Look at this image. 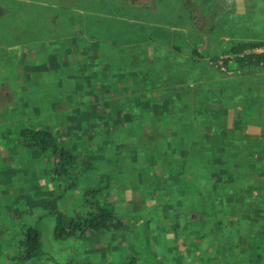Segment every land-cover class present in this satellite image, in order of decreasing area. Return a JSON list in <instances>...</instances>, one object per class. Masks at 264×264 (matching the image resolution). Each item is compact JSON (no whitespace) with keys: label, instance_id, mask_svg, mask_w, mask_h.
Listing matches in <instances>:
<instances>
[{"label":"rangeland","instance_id":"obj_1","mask_svg":"<svg viewBox=\"0 0 264 264\" xmlns=\"http://www.w3.org/2000/svg\"><path fill=\"white\" fill-rule=\"evenodd\" d=\"M48 1L54 3L55 8L47 9L46 12L36 9L31 4H21L18 7L7 6L10 12L1 23L5 25H0V96L2 98L0 123H3L0 126V136L3 129L8 134L4 138L0 137V149L6 154L4 157L0 153V264H85L86 258L93 264H114L118 261L116 255L123 254L120 246L125 245L126 240H115V238L113 240V233H111L112 236L103 237L96 242L94 239L87 240L93 237L91 234L80 240H55L52 234L55 220L45 208L47 200L41 203L42 199L39 195L35 205L26 199L30 196L34 201V195L40 190L39 188L48 190L53 187L48 185L47 177L42 174L44 166L30 158L29 149L24 147L20 133L23 128L51 127L67 145L75 143V136L82 133L86 122L91 124L89 122L91 118L89 115L82 116L75 113L71 115L75 118H68L66 113L77 109L87 112L86 109L91 108L94 102L87 99L83 106L78 94L92 98L95 90L94 88L92 91L85 82L77 92L74 82L79 76L83 81L92 82L99 76L101 81L103 78V82L111 93L108 99L113 97L131 99L135 108H126L124 117L126 120L132 121V116H128V112L138 116L147 114L148 111L151 114L155 113L153 110L138 106V101H143L144 96H149L147 99L157 100L155 104L158 107L157 116L170 115L168 116L170 121L161 119L158 124L153 119L150 124L137 121L130 123L129 127L134 129V134L125 136L124 146L114 145L113 139L109 141L113 136L106 138L102 134L97 140L95 151L92 152L95 155L93 159L98 163L92 169L91 175L89 174L88 180L102 182L97 187L101 189L99 198L103 202L108 204L114 202L116 205L119 202L123 203L124 210H119L118 215L127 225H130L131 219L136 227V232L129 230L133 237L136 235L135 240L140 244L136 257L149 264H238L236 260H241V264H256L254 259L260 255V252L249 254L253 259L251 263L247 259L245 261L240 259L241 255L246 256L247 253L242 249L243 244L240 246L236 244L239 237L235 232L231 233L226 225L229 220L222 214L227 212L231 204L229 199L234 194L233 191L239 188L235 182H230L232 179L228 176L229 174L226 175V171L235 177H241L243 173L251 174L252 179L248 181L250 182L248 186L264 189V180H255V177L259 176L256 169L249 173V170L243 166L253 163L256 159V157L252 159L244 155L247 136L250 137L247 138L250 142L248 146L257 156L256 160H259L261 164L264 163V108L261 109L264 104L259 108L253 107L250 115L242 117L239 112L246 110L245 104L243 107L237 104L235 107L220 109L218 110L222 112L220 114L210 112L209 134L223 135L226 140L242 139L239 142L240 149L236 150L237 156L234 158L242 164V167L237 169L233 166L227 170L219 167L218 164L214 165L218 161L210 162L213 164L206 162L205 155L208 148L194 147L190 144L189 125L193 124L192 119L183 118L184 112L176 109L177 106L182 107L184 104L188 106L190 101H193L191 97L180 98L181 92L177 87H191L190 82L185 78L192 80L199 76L200 79L196 80L199 82L198 86H203V89L208 91L216 90L219 97L215 100V104L224 105L223 98L220 96V87L228 88L239 80L233 77V74H238L237 70L224 66V60H228L229 64L234 57L226 54L215 55L214 58L207 57L204 71L202 67L196 66L190 70H174L181 74L175 77L178 79V86L175 89L172 87L167 89L161 81L160 85L156 84L145 71L142 72L139 68L130 66L125 56L124 60H121V56L116 59L114 54L118 46L127 47L129 56L137 55L133 51L140 50L139 46H131L139 38L127 32L128 24L137 25L146 34L152 31V36L156 35L157 39L150 41L149 44L146 42L141 44L144 45L141 46L143 54H146L148 49L152 51L153 47L185 45L195 40L196 26L191 23L195 15L183 0H151L147 5L132 0H70L71 4L77 2L75 5L81 9V15L78 17L70 11L65 13L73 7L70 4H65L62 8L58 0ZM188 1L194 5V9L201 8L202 14L199 15L207 14L208 21L211 23L209 27L213 25L218 34L229 31L230 37L240 36L246 39H252L255 34L264 36V25L259 29H253L255 26L251 22L260 21L261 18L264 22V0H214L212 4L211 0ZM151 3L156 5L154 9L150 7ZM231 3L234 4L233 9H231ZM236 15L244 16L247 21L249 18L245 27H241L238 21L233 20ZM54 16L57 17L54 21L57 32L50 33L48 31H54L52 24ZM78 22L81 23L78 24ZM206 25L205 22V27ZM10 31L18 33L9 34ZM123 32L128 44L124 40H119L123 45L113 44L116 41L115 38H123ZM102 43L104 49L98 47V44ZM190 43L197 47V45L203 46L207 41L195 40ZM11 45L20 47L12 48ZM164 58L166 62L170 60L169 56ZM17 59L20 60V64H17ZM21 62L26 66L21 67ZM147 63L150 62L145 60L146 66ZM13 67L15 73H10L8 70L11 71ZM214 69L218 70L217 74L220 76L217 77L218 84L207 87L209 83L204 73L206 70L212 72ZM168 71L169 69H161L159 73L165 74V77H171V74H166ZM201 81L202 84H200ZM250 84L252 92L257 93L263 100L264 83H261V88L257 87L252 80ZM113 88L116 90L114 94H112ZM235 91L237 94L242 92L238 87ZM97 93L98 99L101 100L103 98L101 90H97ZM166 95L169 96L166 97ZM172 96H178L175 98L176 106L172 103ZM56 98L61 101L53 105L54 102H59ZM166 100L170 101L166 103ZM125 105L128 104L125 103ZM193 107L196 110L202 108L203 100H195ZM202 116L192 115L193 118L199 117L201 120ZM125 123L123 126L129 128ZM160 124L165 125V130H176L174 138L169 134L155 138V130L161 129L158 127ZM212 124L219 125H215L216 131L212 130L214 127ZM196 130L195 128V132ZM224 130L227 132L222 133ZM153 143L158 144L155 151L156 158L171 166H184L186 162L194 159L195 166L193 165L187 174L197 179V183L187 179L185 185L178 182L163 187L159 185L160 169H152L145 164L149 157L148 146ZM167 143H172L179 148L186 146V148L177 149L172 159L171 152L163 148ZM226 150L227 145L224 142L212 160L219 158L229 166L232 159L228 154L231 152L228 149L227 153ZM137 164L142 165L137 166ZM146 170L148 173L145 176L141 172ZM213 174L228 177L226 180L212 177ZM201 177L206 183V191L214 195V202L204 196L201 190L203 188L200 189ZM82 186L83 184L81 188ZM83 194L80 191L75 193L69 191L59 202L58 205L64 211V216L68 218L66 221L70 219L68 216L72 211H80L84 208V201L79 202ZM128 194H133L134 201L137 202L136 208L121 201V198ZM138 195L143 198L139 200ZM248 197L250 196H247L244 202H251L252 198ZM193 203L205 205L214 212L204 217L206 227H203L199 233L193 232L195 225H190L193 209L197 208L195 204L192 206ZM236 205L240 207V203ZM257 208L258 206L254 210ZM244 209L239 211L238 219L234 221V224H239L240 234L241 231L243 234L249 229L264 226L263 219L252 216L247 206ZM248 216H251L250 220L246 218ZM25 224H33V227L38 229L42 244L41 257L32 263L13 260L17 257V253L14 251L12 238L18 234L20 226ZM143 224L145 226L142 227ZM114 234L120 235L121 232ZM244 250L252 252L251 248H244ZM255 250H258V245L254 248V252ZM137 263H141L140 260ZM263 263L264 258L257 264Z\"/></svg>","mask_w":264,"mask_h":264},{"label":"trees","instance_id":"obj_2","mask_svg":"<svg viewBox=\"0 0 264 264\" xmlns=\"http://www.w3.org/2000/svg\"><path fill=\"white\" fill-rule=\"evenodd\" d=\"M214 0H211V4ZM217 1V0H216ZM60 2V1H59ZM62 3H64L61 0ZM232 4V3H231ZM214 5V4H213ZM218 4H215L214 6H217ZM234 4L231 5V9H233ZM233 20L238 21L241 27H245L246 23L248 22L244 16L236 15L233 17ZM262 21V22H261ZM254 23L253 29H259L264 25L263 18L261 20H255L251 21ZM145 31V30H144ZM127 32L131 34V36L139 38L136 40L135 43H132L131 46L133 47H140V50L133 51L136 52L137 55L135 56H129V53L126 51L127 47L118 46L116 49V52L114 54V58L119 59L121 56V60H124V56L126 57V60L128 61L129 65L133 68H139L140 71H145L150 79L155 81L156 84H161L166 86L167 89L171 88L175 89L178 85V79H175V68L169 67V61H171V58L168 62L165 61V58L163 61L160 60L161 55L157 50L158 47H153L154 49L151 51L150 49L147 50L146 54H143L141 51V45L143 42L150 43V41H153L154 39H157L156 35L152 36L153 32L149 31L146 33L143 32V30H140V28L135 24H128L127 25ZM146 32V31H145ZM123 38L118 37L115 38L116 41L113 42L115 45H123L119 40H124L127 44L128 41L124 39L125 32L122 34ZM152 36V37H151ZM195 40H202L200 36H197ZM194 40V41H195ZM98 47L101 49H104V44H98ZM151 48V47H149ZM255 49H264V36L255 34L252 39H246L244 41H232L230 43V48L226 50L223 54L232 55L234 59L231 61V63L228 64V60H224V66L228 67V69L237 70L238 74H233V77H237L239 80L235 82L234 85H229L228 88L219 86L220 89V96H222L224 105V109L228 107H235L237 104H240L239 106L243 107V105H246L245 111H240L239 114L242 117L243 115H250L253 107H260L264 104V99H260L259 95L257 93L252 92V86L250 84L251 80L256 83V86L261 88V83H264V51L260 53H252V50ZM133 50V48H132ZM150 50V51H149ZM247 52V53H245ZM195 54V52H194ZM169 56V55H166ZM165 57V56H163ZM170 57V56H169ZM201 57V55H200ZM145 60L149 61L150 63H147V66L145 65ZM173 63V62H172ZM161 69H169L168 73L171 74V77H165L164 75H161L159 73V70ZM144 72V73H145ZM218 70L212 71V75L216 76ZM166 73V74H168ZM177 77V76H176ZM244 81V82H242ZM87 82V87H91V90L93 92V97L89 98L86 97L83 94H78V96L82 100V105L84 106L87 99H91L94 104L93 106L88 109H86L87 112H83L81 109L74 110L71 113H66V116L68 118H75L73 113L86 116L89 115L91 120V124L86 122L87 124L84 125L83 131L81 134H78L75 136L74 140L76 142L71 145H67L64 140L58 135L55 134L54 130L51 127H33V128H23L21 131V140L23 142L24 147H28L30 158L43 165L44 169L42 170V174H44L47 177V183L50 187V189L46 190H40L34 195L35 200L33 201L30 196H27L26 199L29 202L34 203L37 205L36 198L38 196H41V203H44L46 200V206L48 213L51 214L54 217V227H53V238L57 241H65L67 239H85V236L91 234L93 237L88 238V241H92L94 239V242L98 241L99 239L107 236H112L111 233H113V240L121 239L126 240L125 245L120 246L121 250L123 251V254H117L118 261L114 264H149L146 262H143L141 259L137 258L136 251H139V242L136 241V235L133 237L129 230L132 229L133 232H136V227L134 226L133 221L130 219V225H127L125 220H123L119 215V210H124L123 203L119 202L118 205H116L114 202H110V204L103 202L99 198V192L100 188H98V184L101 185L102 182H97L96 180L89 182L88 176L91 175V171L93 168H95V164L98 163L93 158L95 155L92 153L95 151L97 140L100 139L99 136L104 134L106 138L113 136V138L106 139L110 142L113 139V144H117V146H124V142L126 141L127 135L134 134V129L130 128L129 125L132 122H139V123H146L150 124L151 120L153 119L156 124L159 123V121L162 119V121H170L168 116H157V109L158 107L155 105L157 103V100L155 99H147L149 96H144L143 101H138V106H142L143 108H147L148 110H153L155 113L151 114L150 111L147 112V114H142L141 116H138L135 113L128 112V116H132L131 120L124 119L125 117V111L126 108H135V104L131 99H116L113 97V99H108L111 95L109 89L103 82V78L101 81L100 76L92 81H83L81 77L79 76L77 80L74 82L76 83L77 88L76 91L78 92L79 89L82 88L84 83ZM228 85V84H227ZM110 87V86H109ZM237 87L241 89V93L237 94L236 89ZM179 90L182 91L186 88H182L181 86L177 87ZM101 90V94L103 95V98L100 100L98 99V93L97 90ZM106 90V91H105ZM115 89L113 88L112 94L115 93ZM169 91V90H168ZM83 92V91H82ZM106 98H105V97ZM169 95H166L168 97ZM58 100V98H56ZM111 100V102H110ZM172 103L175 106L176 101L174 100V96L171 97ZM211 100V98H210ZM59 102H54L53 105L59 104L61 99L58 100ZM170 100H166V103H168ZM128 104V105H125ZM212 103H215V100L212 101ZM185 105V104H184ZM187 106V105H186ZM264 106L261 107L263 109ZM200 109V108H199ZM187 111V109H184ZM198 111L196 112V115H198ZM71 116V117H69ZM249 118V117H248ZM241 120V119H239ZM81 122V121H80ZM126 122V123H125ZM129 128H125L123 124ZM207 127V128H206ZM205 129L202 132V135L205 136L207 133H209V126L206 125ZM222 127V125H221ZM235 131V129H234ZM100 133V134H99ZM166 134H169L170 137L176 135V130L173 131V129L165 130V129H156L155 130V138H158L159 136H165ZM223 136V135H222ZM217 137L213 138V145L211 148H208L207 153H210V151L216 149L218 152L220 150L219 143H222L224 140V137ZM214 137V136H213ZM67 138H70L67 136ZM212 138V137H211ZM247 138H250L247 136ZM247 138L245 139V145L244 147V155L246 157H252L254 159L255 156L254 152H252V149L249 148L248 144H250L249 141H247ZM73 139V138H72ZM242 139L237 138L236 140H224L225 144L227 145L226 152L230 150V154H228L229 158L232 159V163L228 166L225 164L222 160H219L216 164H218L219 167H223L224 169H229V167H236L237 169H241L242 164L238 160H235L234 158L237 156L236 150H239L240 147L236 146V142H241ZM85 146V147H83ZM230 147V148H229ZM127 148V147H126ZM158 148L157 143H153L151 146H148V158L147 161H145V164H148L149 167L152 169H160V173L162 174H181L180 183L182 185L186 184V180H194L193 176L188 175V171L195 163V160H190L186 162L184 166H171L170 164L162 162V160H159L156 158L155 151ZM166 151L171 152L170 158L174 157L177 149H185L186 146L182 147H175L172 145V143H167L163 147ZM235 148V149H234ZM198 149V148H197ZM229 149V150H228ZM205 155V158H206ZM213 156V154H212ZM99 157V156H96ZM171 159V160H172ZM253 160V163L251 164H244L243 166L246 167V170H249V173L252 170L256 169V173L259 174L258 177H255V180L261 181L264 180V163L261 164L259 160ZM133 158H131V162ZM206 162H208L206 160ZM210 163V162H208ZM213 164V163H210ZM142 164H137V166H141ZM195 166V165H194ZM140 168V167H138ZM9 172V170H7ZM142 174L147 175V170L145 172H141ZM159 173V174H160ZM226 174H232L226 171ZM239 174V173H238ZM244 174V173H243ZM228 177V176H227ZM231 177V183H236V185L239 187L238 190L233 191V195L230 196L231 204L229 205V208L227 209V212L222 214L226 219L229 220V223L226 224L231 233L235 232V234L238 235L239 239L237 241V245L243 244V251L246 252V256L241 255L242 260L245 261V259L248 260L249 263L253 262V259L250 257L249 254L259 253L260 255L256 257L254 260H256V264L264 258V226L256 229H249L247 232L240 234V231L238 230L239 224H234V221L238 219L239 211L247 206L248 212L252 213V216H258V218H261L264 220V189L262 187L252 188L249 187L248 184L250 182L245 181L247 180L246 177ZM227 180V178H226ZM81 184H83V188H81ZM243 188H240L242 187ZM206 183L204 181V178H200V189L203 191V194L205 197H208L211 202H214V195L212 192H208L205 189ZM199 190V191H201ZM82 192L83 198L80 197L79 202L84 201V208L80 211L74 210L68 217L70 218L68 221L67 217L64 216V211L59 207V202L61 199L66 195L67 192ZM198 192V191H197ZM199 194V192H198ZM79 195V194H78ZM133 194H128L127 196H124L121 198V201L127 202L131 207H135V204L137 203L134 201ZM80 196V195H79ZM139 196V195H138ZM250 196L248 198H252L251 202H244V199ZM143 198L142 196H139V200ZM233 198V199H232ZM236 203H240V207L236 205ZM262 203V204H261ZM195 203L192 204V206ZM197 208L193 209V215L190 221V225H195V228L193 232L199 233L202 231L204 226V217L206 215H212L214 213L209 207H206L205 205L202 206L199 203L195 204ZM258 206L257 209L254 210V208ZM136 208V207H135ZM134 208V209H135ZM16 209H19L16 207ZM22 211V210H20ZM71 211V210H68ZM84 217H83V216ZM67 216V215H66ZM118 216L121 218L119 220ZM196 218V219H195ZM250 220L251 216L246 217ZM197 223V224H196ZM35 224V223H33ZM33 224H25L21 225L20 231L18 234L12 238V241L14 243V251L17 253V257L13 260H20L22 262H33L37 259H39L42 255V244L40 239L39 231L36 227H33ZM145 226V224L142 225V227ZM190 226L188 225V229ZM22 229V230H21ZM223 230V228H221ZM121 232L120 235H116L114 233ZM133 240V242H132ZM258 245V250H255L254 248ZM114 248V246H113ZM244 248H251L252 252H248L244 250ZM262 248V249H261ZM261 249V251L259 250ZM138 260H140L141 263H137ZM85 264H93L89 261V259L86 258V261L84 260ZM238 264H241V260L235 261ZM264 264V263H263Z\"/></svg>","mask_w":264,"mask_h":264},{"label":"crops","instance_id":"obj_3","mask_svg":"<svg viewBox=\"0 0 264 264\" xmlns=\"http://www.w3.org/2000/svg\"><path fill=\"white\" fill-rule=\"evenodd\" d=\"M58 1H60V3H61L60 6L62 8L65 7V4L66 5L70 4L71 6H73V7L69 8L65 13H68L70 11V13L75 15L76 17H78V15H81L80 7L75 5L77 2H75L74 4H71L70 0H62L64 3H62L61 0H58ZM132 1H134L136 3L137 2L145 3V5H147V4H149V2L151 0H132ZM183 1L185 4L188 5V8L192 12V14L195 15V17H193V19L191 20V23L196 26V35L200 36L201 39L204 40V42L206 40L207 43H205L203 46L197 45V47H196L195 44L193 45V43H190V42H194V40H192L185 45H175L172 47L171 46H160V48H159V54L161 55L160 60L163 61L164 60L163 56L169 55L171 58V61H169V65H168L169 67L171 66V67L175 68V70L178 69L180 71H184V70H188V69L190 70L191 68H194L196 66V67H202V70L204 71V66H205L204 63H205V60H207V57L214 58L215 55H223V53L230 48V43L232 41L240 42V41L246 40V38H242L240 36H237V38L232 37V36L230 37L229 31H226L225 33L218 34L216 32L217 30H215V27H213V25H211L209 27V25L211 23L208 21L207 14L199 15V14H202V13H200L201 8L198 9L197 7H195V9H194V5L191 2H189L188 0H183ZM21 4H23V5L31 4L36 9H39V10L44 11V12H46L47 9L52 10L55 8L54 3H49L48 0H0V25H5V24H1V23L8 16V13L10 12V9L7 8V6L18 7ZM150 7L152 9H154L156 7V5L154 3H151ZM56 20H57V17L54 16L53 20H52L54 31H48V32H50V33H56L57 32V29L54 26V21H56ZM197 20H198V22H197ZM251 20H253V19H251ZM248 21H249V18H248ZM205 22L207 24L206 27H205ZM80 23L78 22V24H80ZM236 32H238V30H236ZM17 33L18 32H15V31L9 32V34H13V35H16ZM69 40H72V39H69ZM216 45H218V46L215 48ZM11 46H12V48L15 46H17L18 48L20 47L18 45H11ZM203 51H204V53H203ZM194 52H195V54H194ZM207 54H209V55H207ZM200 55H201V57H200ZM12 56H14V55H12ZM17 61H18L17 64H20V60L17 59ZM50 64L52 65L51 62H50ZM23 65L26 66L25 64H23L21 62V67ZM121 65H122V63H121ZM1 70H2V68H1ZM8 71L10 73H15V68L13 67V69H11V71L10 70H8ZM211 73L212 72H207V70L204 73V74H206V80L209 83L207 85V87H210V85H217L218 84L219 79L217 77H220V76L219 75L213 76ZM178 75H181V74L180 73L178 74L175 72V77ZM175 79H177V78H175ZM199 79H200V76L195 78V79L193 78L192 80L189 78H185V80L190 82L191 87L189 86L185 90H182L179 97L180 98L191 97V98H193V101H190L188 106H185V105L182 107L177 106L176 109L180 110L181 112L182 111L184 112L185 117H183V118L192 119L193 124L189 125L190 137H191L190 138L191 139L190 144L193 145L194 147L211 148L212 146H214L213 143H215V142H213V138H217V137L219 138L221 136L219 134L216 135L215 133H212V134L207 133V135L203 136L202 132L205 129L206 125L209 126L208 119H209L210 112L212 111L214 113L220 114L222 112H220V111L218 112V110L224 109V107H222V105H217L215 103H212L213 100H216L219 97V94L216 92V90L212 91L211 89H209V91H208V90L203 89V86H201V87L198 86L199 82H196V80H199ZM193 83H195V84H193ZM200 84H202V81L200 82ZM0 93H1V88H0ZM177 97L178 96H175L174 100ZM210 98H211V100H210ZM1 99L2 98L0 96V102H1ZM197 99L203 100V107L200 108L198 111V114H200V116L203 115L202 120L199 119V117L198 118L192 117V115L196 114V112H197V110L193 107L194 101ZM176 104H177V102L175 103V106H176ZM185 108L187 109V111L184 110ZM2 124L3 123H0V126H2ZM215 125H217V124H212V126H214L212 128L213 131H216ZM148 126H147V128H148ZM184 126H187V125H184ZM217 126H219V125H217ZM158 127L161 129H164L165 125L160 124V125H158ZM3 128H4V126H3ZM195 128L197 129L196 132H195ZM209 128H210V126H209ZM225 132H227V131L224 130V132H222V133H225ZM7 135H8L7 132L3 129V133L1 134L0 137L4 138ZM224 140L222 143H219V145L224 144ZM239 145H240V143L236 142V146H239ZM218 152L216 151V149L210 151V153H208L206 155V160L208 162H216V161L221 160L219 158L212 160V157H215L218 154ZM0 153L2 156L5 157L6 154H5V152H2L1 149H0ZM212 154H213V156H212ZM213 176L219 177L221 179L227 178V177H222L221 174H213L212 177ZM228 176H233V174H230ZM241 176L246 177L247 180H245V181H251V179H252L251 174H241ZM158 177L160 178L159 185H161L163 187V186H167V185H173L176 182L180 183L181 174H160V176L158 174ZM197 181L198 180L194 178L193 182L197 183Z\"/></svg>","mask_w":264,"mask_h":264},{"label":"built area","instance_id":"obj_4","mask_svg":"<svg viewBox=\"0 0 264 264\" xmlns=\"http://www.w3.org/2000/svg\"><path fill=\"white\" fill-rule=\"evenodd\" d=\"M262 51H264V50L263 49H255V50H252V53H260ZM245 53H247V52H245Z\"/></svg>","mask_w":264,"mask_h":264},{"label":"clouds","instance_id":"obj_5","mask_svg":"<svg viewBox=\"0 0 264 264\" xmlns=\"http://www.w3.org/2000/svg\"><path fill=\"white\" fill-rule=\"evenodd\" d=\"M228 55V54H227ZM231 56V55H230Z\"/></svg>","mask_w":264,"mask_h":264},{"label":"bare ground","instance_id":"obj_6","mask_svg":"<svg viewBox=\"0 0 264 264\" xmlns=\"http://www.w3.org/2000/svg\"><path fill=\"white\" fill-rule=\"evenodd\" d=\"M262 204V203H261Z\"/></svg>","mask_w":264,"mask_h":264}]
</instances>
